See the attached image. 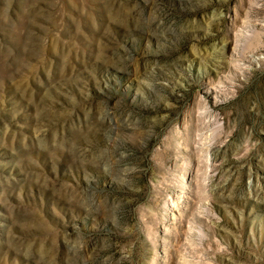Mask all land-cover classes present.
Masks as SVG:
<instances>
[{"label":"rangeland","instance_id":"obj_1","mask_svg":"<svg viewBox=\"0 0 264 264\" xmlns=\"http://www.w3.org/2000/svg\"><path fill=\"white\" fill-rule=\"evenodd\" d=\"M0 264H264V0H0Z\"/></svg>","mask_w":264,"mask_h":264}]
</instances>
